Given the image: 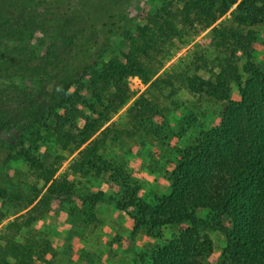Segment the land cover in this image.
I'll return each instance as SVG.
<instances>
[{
  "label": "trees",
  "instance_id": "obj_1",
  "mask_svg": "<svg viewBox=\"0 0 264 264\" xmlns=\"http://www.w3.org/2000/svg\"><path fill=\"white\" fill-rule=\"evenodd\" d=\"M181 3L152 11L142 0H0V226L8 220L0 264L46 263L53 243L33 226L74 201L75 178L90 177L120 184L122 197L108 200L132 220L133 238L145 231L160 239V230L180 227L164 246L139 254V264H205L208 231L226 239L218 264H264V67L252 59L256 34L242 31L264 24V0ZM208 30L206 46L198 38ZM176 42L191 46L189 55L158 76ZM120 43L128 53L112 57ZM131 77L149 88L127 120L155 139L168 121L153 90L184 88L210 106L227 104L210 129L193 113L184 119L197 136L175 150L167 195L145 199L127 167L101 153L119 139L110 122L130 100ZM48 144L59 150L50 163L40 157ZM19 161L30 178L10 173ZM103 200L104 192L81 198L91 209Z\"/></svg>",
  "mask_w": 264,
  "mask_h": 264
},
{
  "label": "rangeland",
  "instance_id": "obj_2",
  "mask_svg": "<svg viewBox=\"0 0 264 264\" xmlns=\"http://www.w3.org/2000/svg\"><path fill=\"white\" fill-rule=\"evenodd\" d=\"M142 1L149 4L152 11L162 4L168 5L175 11L183 6L181 0ZM236 7L237 5L232 10ZM231 12L215 26L229 19ZM224 25L235 26L231 21L225 22ZM210 30L202 33L198 38L199 42H206V46L209 45L207 37ZM242 31L245 33L251 31L256 34L257 42L252 48V59L256 65L264 67V24L242 28ZM117 42L119 43V41ZM190 49L191 46L176 42V47L172 50L158 76L176 69L187 58ZM128 51L129 45L120 43V47L118 46L112 57L122 58V55L128 53ZM244 65L245 62L240 64L242 75H244ZM129 86L131 92L129 102L110 122L111 125H116L111 137L116 136L117 132L115 130H117L119 139L110 140L101 153L103 157L127 167L132 181L140 186V194L145 199L155 197V195H167L170 190L168 171L176 163L175 150L186 148L197 136L196 129H189L185 125L187 123H183L184 119L193 113L195 114L196 123L200 127L201 123H204L205 129H210L217 125L219 122L218 114L227 107V104L210 106L209 103L204 102L205 100L199 99L184 88L177 89L175 93H172L169 89L153 90L152 94L159 98L160 105L164 109L168 121V128L166 126L161 137L155 139L146 136L142 132H136L127 120V111L140 96L148 91L149 85L144 84L139 77H131ZM233 89V101L237 102L240 100L239 90L236 85H233ZM1 116L4 117L5 114H1ZM162 122L163 120H160L158 123ZM166 148L168 149L166 150ZM58 153L59 150L55 145L48 144L41 149L40 157L44 162L50 163L54 155ZM74 157L75 155L65 162L58 173V177L65 173ZM18 170L22 171L25 177L30 178L28 169L22 162H13L10 166V173L15 174ZM75 182L78 191L74 201L70 204L61 205L52 215L37 222L32 228L31 233L39 238L44 236L50 238L54 246L53 255L47 257L46 263L40 264H115L118 258L123 259L124 257L129 261L127 264H139L137 258L139 254L146 250H153L158 246L162 247L171 241L173 236L179 234L180 227L174 226L160 230L159 232L162 235L160 239L154 236L149 237L145 231L133 238L132 220L127 214L116 210L108 200L110 196H115L117 199L122 197L123 191L120 184L109 183L108 177L101 179L93 177L87 179L75 178ZM98 192L105 193V200L100 202L94 209H91V203L84 205L81 201L83 196ZM205 215L203 212L199 213L201 218H204ZM7 224L8 220L2 223L0 234ZM207 233L212 240L213 253L206 259L205 264H218L225 247V236L220 232L208 231ZM116 244H121L125 250L132 249L134 256L130 253L129 256L126 255L125 250L118 249L117 246L113 248V245Z\"/></svg>",
  "mask_w": 264,
  "mask_h": 264
},
{
  "label": "crops",
  "instance_id": "obj_3",
  "mask_svg": "<svg viewBox=\"0 0 264 264\" xmlns=\"http://www.w3.org/2000/svg\"><path fill=\"white\" fill-rule=\"evenodd\" d=\"M117 246V248L119 249H124V246H122L121 244H116V245H113V248H115ZM125 250V249H124ZM132 249H127V250H125V253H126V255H128L129 256V253L130 254H132ZM133 255V254H132ZM134 256V255H133ZM131 259H132V257H131ZM129 261L128 260H126V258L124 257L123 259H120V258H118L117 260H116V263L115 264H127Z\"/></svg>",
  "mask_w": 264,
  "mask_h": 264
}]
</instances>
